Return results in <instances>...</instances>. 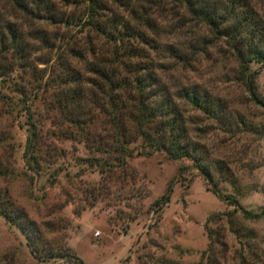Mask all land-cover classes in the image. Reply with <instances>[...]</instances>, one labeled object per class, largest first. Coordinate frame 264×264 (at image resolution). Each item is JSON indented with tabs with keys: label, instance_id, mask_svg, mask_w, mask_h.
Here are the masks:
<instances>
[{
	"label": "rangeland",
	"instance_id": "rangeland-1",
	"mask_svg": "<svg viewBox=\"0 0 264 264\" xmlns=\"http://www.w3.org/2000/svg\"><path fill=\"white\" fill-rule=\"evenodd\" d=\"M237 1L264 24V0ZM233 44L174 0H0V194L80 261L38 263L0 215V264H264V106L243 82L249 72L264 102V65L245 69ZM130 46L168 92L207 96L201 108L173 100L209 181L188 157L144 155L139 138L124 164L111 152L91 64L112 67L111 51Z\"/></svg>",
	"mask_w": 264,
	"mask_h": 264
},
{
	"label": "trees",
	"instance_id": "trees-1",
	"mask_svg": "<svg viewBox=\"0 0 264 264\" xmlns=\"http://www.w3.org/2000/svg\"><path fill=\"white\" fill-rule=\"evenodd\" d=\"M12 1L17 5L36 6V0ZM174 1L182 4L193 18L208 24L216 34L231 39L234 49L240 51L241 62L245 65V69L251 62L264 65V24L246 8V4L240 5L239 1L231 0L228 6L219 10L215 2L211 0ZM167 52L171 53L170 50ZM124 53L125 50L119 52L117 48L111 51L112 67L90 63L92 72L99 80V85L97 82L94 84L104 94L108 108H110V122L114 126V147L110 150L118 157V163L124 164L125 158L130 156L131 152L127 149V143L139 138L143 145L141 152L144 155L163 151L170 160L188 157L204 179L209 181L208 171L201 164L200 159L192 154L186 142L185 118L182 117L177 103L173 100L175 97L185 101L188 105L201 108L207 103V96L193 86L180 87L174 93L168 92L153 74L151 60L145 62L144 58L147 57L140 54V49L136 50L130 46ZM124 55L138 56L141 59L131 62L127 59L123 60ZM243 82L254 101L264 106V102L257 96L253 76L249 72L244 71ZM126 121L133 124L132 132H128L131 130L127 128ZM31 127L30 136H34L33 125ZM29 144L31 146V142ZM27 149L26 146L23 155L26 157V166L31 170V167L34 169L35 162L30 154L28 156L25 154ZM105 165L110 167L112 164L107 162ZM169 190L170 188L167 187L160 201H167ZM213 191L220 199L225 198L234 203L231 197H223L217 194L216 190ZM158 202L156 200L152 205ZM243 213L249 218L258 217L257 214ZM0 215L20 231L29 253L38 263L47 262L56 257L80 263L68 251H52L51 246L39 235L34 222L29 220L24 212L14 207L5 198V194H0Z\"/></svg>",
	"mask_w": 264,
	"mask_h": 264
}]
</instances>
